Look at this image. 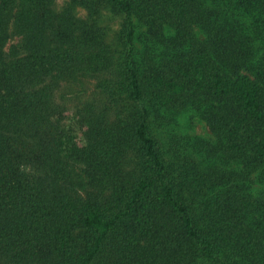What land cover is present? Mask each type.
<instances>
[{"label":"trees","instance_id":"16d2710c","mask_svg":"<svg viewBox=\"0 0 264 264\" xmlns=\"http://www.w3.org/2000/svg\"><path fill=\"white\" fill-rule=\"evenodd\" d=\"M76 2L0 0V264H264V0Z\"/></svg>","mask_w":264,"mask_h":264},{"label":"rangeland","instance_id":"374dc122","mask_svg":"<svg viewBox=\"0 0 264 264\" xmlns=\"http://www.w3.org/2000/svg\"><path fill=\"white\" fill-rule=\"evenodd\" d=\"M76 1L77 0H54L51 9L56 14H63L70 12L75 20L81 22H90L89 12L87 11V9L79 5ZM98 19H100L99 26L101 28H106L108 34V41L114 43L117 40V36L121 30V25H122L121 17L119 18L117 16L112 15L108 10H102ZM10 35L11 38L7 46V51H9L10 47L13 44L17 43L19 40V38L15 34L13 26H11L10 28ZM62 87H63L62 93L66 94V97L68 99L67 100L68 105L71 108H73L80 101H85L90 99L91 95L93 94L94 83L92 81L89 82L78 81L76 82V86L63 85ZM59 100H61L60 94H59ZM186 121L187 118L184 119L185 123ZM188 121L189 122L185 125V127L189 130L190 133L203 138H208L212 136L210 129L206 125V123L198 119H190V118L188 119ZM64 125L68 128L72 127L73 129H77L74 123L70 120H67L64 123ZM79 138L82 143L83 138L81 136Z\"/></svg>","mask_w":264,"mask_h":264}]
</instances>
